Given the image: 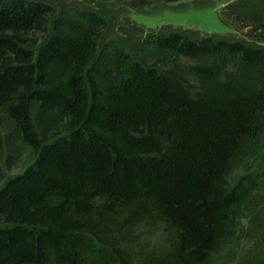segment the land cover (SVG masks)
Returning a JSON list of instances; mask_svg holds the SVG:
<instances>
[{
  "label": "trees",
  "instance_id": "16d2710c",
  "mask_svg": "<svg viewBox=\"0 0 264 264\" xmlns=\"http://www.w3.org/2000/svg\"><path fill=\"white\" fill-rule=\"evenodd\" d=\"M211 1L230 33L148 29L103 59L97 13L0 0V108L35 152L0 188V264H209L235 236L237 264H264V0ZM35 105L65 124L50 140ZM138 226L169 246L134 262Z\"/></svg>",
  "mask_w": 264,
  "mask_h": 264
},
{
  "label": "rangeland",
  "instance_id": "374dc122",
  "mask_svg": "<svg viewBox=\"0 0 264 264\" xmlns=\"http://www.w3.org/2000/svg\"><path fill=\"white\" fill-rule=\"evenodd\" d=\"M39 1L50 5L56 13L63 11L66 14H72V9L77 8L91 10L104 18L108 22V30L105 33V37L103 36L100 45V48H102L100 57L103 59L106 56L110 58L113 56L105 53L107 52L108 42H123L135 48L139 43L136 40V35L138 36V34L148 31V29L156 31L165 27L181 28L182 30L185 28V30L189 31L216 35H224L231 32V28L224 25L220 19V7L213 6L211 0H179L165 3V6L160 3L146 2L139 4V2L125 3L116 0ZM202 3L205 5L201 6ZM130 23L136 24L137 29ZM245 32L246 29H239L237 34L243 36ZM228 63L229 61L226 59H216V67L221 78L227 76L222 71L227 70ZM190 66L191 62L188 60L182 59L180 61L169 57L166 69L175 71V69L183 70L185 67L187 72L188 68L190 70ZM233 70L235 71L236 69ZM255 71L256 73L260 72L257 69ZM227 73L234 74L231 72ZM237 73L243 76L244 71L239 69ZM44 116L45 114L41 116L35 105L32 112V121L35 131L38 133L37 136L42 140H50L55 133L63 130L65 124L60 123L59 117H54L52 121H48L49 119L46 118L47 120H45ZM0 132L3 138L0 158L1 188L9 178L21 172L34 161L35 152L19 134L15 133L7 120L5 110L2 108H0ZM261 164H264V157ZM171 239V233L165 229L138 226L130 234L122 238L121 248L129 251L134 262H139L153 257L157 252H164L169 246ZM244 246L242 236H235L227 247L213 256L209 264H237L238 256L242 255Z\"/></svg>",
  "mask_w": 264,
  "mask_h": 264
}]
</instances>
